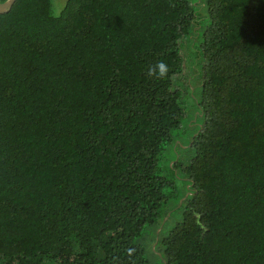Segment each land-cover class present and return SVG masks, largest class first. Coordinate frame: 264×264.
<instances>
[{
    "label": "trees",
    "instance_id": "1",
    "mask_svg": "<svg viewBox=\"0 0 264 264\" xmlns=\"http://www.w3.org/2000/svg\"><path fill=\"white\" fill-rule=\"evenodd\" d=\"M201 2L202 123L167 173L192 0L0 13V264H264V0Z\"/></svg>",
    "mask_w": 264,
    "mask_h": 264
},
{
    "label": "rangeland",
    "instance_id": "2",
    "mask_svg": "<svg viewBox=\"0 0 264 264\" xmlns=\"http://www.w3.org/2000/svg\"><path fill=\"white\" fill-rule=\"evenodd\" d=\"M67 0H53V11L59 14ZM198 7L197 20L195 25V37L187 38V44L184 45L185 55L187 59V67L184 74L176 77V88L182 92V105L185 108V117L182 120L181 127L176 131V142L166 145L165 150L161 154L160 167L167 173L168 165H172L174 161L181 160L186 162L193 156V150L190 148L191 137L195 135L196 129L202 123V119L197 115L198 99L200 98L202 88V71L204 65L203 54L200 49L202 33L209 23L206 7L201 0H192ZM182 187V183L177 184V189ZM183 198L180 199V202ZM176 212V210L174 211ZM179 214H175L171 221L168 222L172 227Z\"/></svg>",
    "mask_w": 264,
    "mask_h": 264
},
{
    "label": "clouds",
    "instance_id": "3",
    "mask_svg": "<svg viewBox=\"0 0 264 264\" xmlns=\"http://www.w3.org/2000/svg\"><path fill=\"white\" fill-rule=\"evenodd\" d=\"M168 67L163 61H158L155 65H152L148 69V75L157 79H163L167 76Z\"/></svg>",
    "mask_w": 264,
    "mask_h": 264
},
{
    "label": "water",
    "instance_id": "4",
    "mask_svg": "<svg viewBox=\"0 0 264 264\" xmlns=\"http://www.w3.org/2000/svg\"><path fill=\"white\" fill-rule=\"evenodd\" d=\"M17 0H5L0 2V13H6L10 11Z\"/></svg>",
    "mask_w": 264,
    "mask_h": 264
}]
</instances>
